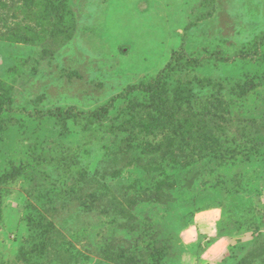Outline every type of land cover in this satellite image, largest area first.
<instances>
[{"label": "rangeland", "instance_id": "rangeland-1", "mask_svg": "<svg viewBox=\"0 0 264 264\" xmlns=\"http://www.w3.org/2000/svg\"><path fill=\"white\" fill-rule=\"evenodd\" d=\"M176 88L227 98L228 134L140 129ZM124 249L264 264V0H0V264Z\"/></svg>", "mask_w": 264, "mask_h": 264}, {"label": "trees", "instance_id": "trees-1", "mask_svg": "<svg viewBox=\"0 0 264 264\" xmlns=\"http://www.w3.org/2000/svg\"><path fill=\"white\" fill-rule=\"evenodd\" d=\"M255 47H257V45ZM243 57L250 58L251 60L254 59V56H251L250 53ZM150 83H154V87H160V79H154L153 82H149L147 85L140 88L151 91V86H148ZM183 91L184 89L182 88H176L174 93L172 92V97L168 96L169 93L161 95L157 105L159 113L161 112L162 121L159 120V117H155L152 121L150 120L143 125L139 123L138 127L143 130H148L149 133H153L154 127L155 129H161L165 125L164 123H170L172 128L176 129L184 136H189L191 138H196V135H199L200 133L204 134L206 138H210L211 135L208 134L214 130H224L225 133L228 134V127L231 126L233 122L229 107L230 103L227 98L224 99L219 93H211L197 97L193 99V101H187L181 100V92ZM106 110V106L99 108L100 114ZM51 113L59 119L82 115L81 112H75V110L72 109L65 111L56 109ZM98 115L99 112L91 114V116L95 118L98 117ZM134 118L135 116L133 115L131 119ZM153 125L155 126L153 127ZM84 205H87V207L90 208L93 205V202H90L89 204L88 201H84ZM242 228H244V226L239 227V229ZM125 251L126 249L119 252L117 260H120L117 264H139L133 256L126 255L127 251Z\"/></svg>", "mask_w": 264, "mask_h": 264}]
</instances>
